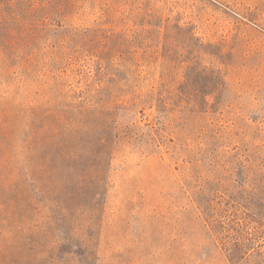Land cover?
Returning a JSON list of instances; mask_svg holds the SVG:
<instances>
[{
  "label": "rangeland",
  "instance_id": "374dc122",
  "mask_svg": "<svg viewBox=\"0 0 264 264\" xmlns=\"http://www.w3.org/2000/svg\"><path fill=\"white\" fill-rule=\"evenodd\" d=\"M0 264H264V0H0Z\"/></svg>",
  "mask_w": 264,
  "mask_h": 264
}]
</instances>
